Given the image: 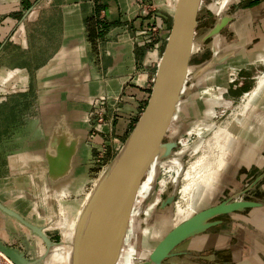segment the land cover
Segmentation results:
<instances>
[{"label":"crops","instance_id":"obj_1","mask_svg":"<svg viewBox=\"0 0 264 264\" xmlns=\"http://www.w3.org/2000/svg\"><path fill=\"white\" fill-rule=\"evenodd\" d=\"M233 2V12L227 11ZM174 3L0 0V193L12 183L8 180L17 182L9 188L14 194L20 193L22 179L32 186L41 180L51 189L64 188L86 174L102 144L116 141L120 148L127 123L149 96L156 69L150 61L160 57ZM202 3L198 0L195 7L200 24L194 34L199 30L202 35L222 15L230 19L217 34L203 41L199 37V46L210 54L189 62L184 94L174 109L183 110L180 117L186 122L195 116L192 98L207 90L208 78L211 86L229 89L230 84L219 81L221 71L251 64L257 59L255 45L264 41V0L242 6L240 0H212L201 13ZM152 27L155 39L149 40L145 35ZM211 59L216 62L207 67ZM63 154L68 155L69 181L49 186L48 156ZM256 183L263 192L264 175ZM12 227L11 232L17 230ZM2 230L0 239L8 242Z\"/></svg>","mask_w":264,"mask_h":264},{"label":"rangeland","instance_id":"obj_2","mask_svg":"<svg viewBox=\"0 0 264 264\" xmlns=\"http://www.w3.org/2000/svg\"><path fill=\"white\" fill-rule=\"evenodd\" d=\"M211 1L203 0L201 13L206 11V7ZM234 2L228 5L227 11L233 12ZM245 4L244 2L241 6ZM217 5L218 3L215 6ZM196 32L195 34L192 32L190 40L194 41L197 46L186 61V69L189 62L198 61L210 54V50L199 46L201 34H198L199 30ZM151 39H155L154 35H151ZM255 47L254 52L257 54V59L251 64L244 63L242 68L232 67L234 72L232 77L228 72L229 70L226 73H224V70L221 71V75L224 77L220 78L219 81L222 84H230L229 89H217L216 86H211V79L208 78L204 83V85H208L204 87L207 90L201 93L198 91L196 93L198 97L192 98L191 110L195 113L193 120L191 119L183 124L179 122L171 127L172 129L179 127L176 135L177 146L170 156L149 167L141 175L140 183L146 186L148 194L140 205L141 213L138 227L132 244L127 249L129 259L127 264L136 263L174 225L171 220V213L173 212L174 202L179 198L178 189L184 181L182 176L186 166L203 154L207 144L206 138L209 137L212 129L225 121L237 103L241 102L243 92L254 85L257 76L264 70V41L258 42ZM185 73H187L186 70ZM242 75H245L243 80L240 79ZM229 77L233 80L230 81ZM240 80H242L241 83H239ZM141 111L139 110L137 115H133V118L127 123L123 138L132 129ZM182 111L181 109L180 111L175 110L174 113L177 114L175 116L180 117ZM257 122L259 123L255 125L253 131L247 136L244 135L238 141L233 152L221 166L217 179L210 181L212 189L210 192H206L199 202L197 201L196 210L222 199L234 198L235 196L241 197L238 192L243 189H247L242 194L243 199L259 201L261 206L227 214L224 219L222 218L223 223L179 245L178 250L188 249L189 251L187 254L171 258V261L264 264V191L260 192L253 186L254 184L249 187L254 177L264 167V115ZM111 137L113 140V134ZM167 138V134L162 135L160 140H166ZM184 140L185 144L183 143ZM123 141L121 142L123 143ZM111 144L109 146L102 144L99 150H96V158L90 163L86 174H84L85 176H77L76 181L65 184L64 188L51 189L44 186L41 180H38L37 186H32L28 179H22L19 181L18 187L20 193L14 194L9 188L12 184L16 185L17 182L8 180L12 183L4 188V193H0L2 202L18 211L32 223L43 227L44 232L55 245H59L62 241L60 247L52 256L51 264H68L71 232L68 234L66 231L69 230L71 222L76 220L98 172L118 151L116 141ZM168 167H171L169 172L166 170ZM28 186L31 188H28ZM157 195L160 197L159 201L154 205L151 216L146 218L145 209L156 201ZM165 198L170 200L166 201ZM147 221L151 222L154 228L157 229L156 233L149 237H145L141 233V229ZM12 224L18 230L17 237L10 234V230L13 228ZM0 226L3 228V238L7 236L9 238L7 243L14 241L16 244L23 245L22 239H25L31 256L44 250L45 245L41 239L32 235L24 226L19 225L12 217L1 211ZM219 233L224 236H219ZM0 236H2L1 232ZM233 256H235V259L232 261Z\"/></svg>","mask_w":264,"mask_h":264},{"label":"water","instance_id":"obj_3","mask_svg":"<svg viewBox=\"0 0 264 264\" xmlns=\"http://www.w3.org/2000/svg\"><path fill=\"white\" fill-rule=\"evenodd\" d=\"M197 2L198 0H175L170 28L146 103L118 151L102 168L75 220L70 264H119L121 250L128 238L131 209L137 200L131 222L135 225L140 219V205L148 194L145 192L138 197L141 188L140 177L146 169L170 156L178 144L176 135L179 127L173 129L171 127L187 121L185 117L175 116L177 114L174 113V109L184 94L182 85L187 77L186 61L190 53L183 56V52L193 34ZM229 19V15H222L202 33L200 40L217 34ZM213 62L216 61L211 59L206 66ZM166 134L168 138L160 140V137ZM67 158V154L48 156L45 179L47 185L55 187L69 181L66 176L70 169ZM263 175L264 170L253 179L249 187ZM246 190L243 189L238 194L241 195ZM259 206H261L259 201L235 196L198 209L174 224L138 264H216L171 261V258L187 253L185 250L177 249L185 240L223 222L222 219H215L216 217ZM0 211L24 226L45 245L42 252L31 256L25 239H22L23 245L7 243L0 239V251L14 264H44L55 245L44 232V228L32 223L1 200ZM17 233L18 230L10 231L15 237L18 236Z\"/></svg>","mask_w":264,"mask_h":264},{"label":"bare ground","instance_id":"obj_4","mask_svg":"<svg viewBox=\"0 0 264 264\" xmlns=\"http://www.w3.org/2000/svg\"><path fill=\"white\" fill-rule=\"evenodd\" d=\"M196 46L197 44L194 41L187 42L184 47L183 56H186L188 53L191 54L193 49L196 48ZM228 72L232 77L234 73L232 71V67L229 68ZM231 77H229V79H231ZM263 113H264V70L261 71L260 74L257 76L254 85L249 90L243 92L241 102L237 103V105L234 107V109H232V111L230 112L229 116L225 119V121L218 124L214 129H212L209 137L206 138L207 144L203 154L201 155L198 154L199 156L198 157L196 156L197 158L186 166L182 176L184 181H182L183 183L178 189L179 198L178 199L176 198L177 200L174 202L173 212L171 213V220L173 224H176L177 222L188 217L189 215H191L193 212L196 211L197 201L199 202L204 197L205 193L210 192V190L212 189V184L210 181H214L215 179H217L218 172L219 170H221V166H223V164L225 163L224 161L233 152L241 137H243L244 135L247 136L253 131L255 125L259 123L257 121L262 119L264 115ZM184 142L185 140L183 141V143ZM166 170L168 172L171 171V167L166 168ZM140 187L141 188L138 191V197H140L142 193L147 192L146 186L141 184ZM159 198H160L159 195H157L156 201L145 209L146 218L151 216L154 205L159 201ZM136 201L134 202V206L132 207L133 209H131L130 218L128 219V224H129V230L127 229L128 238L126 239L124 247L121 250V254L119 257L120 258L119 264H127V262L129 261L127 249L132 244L134 234L138 227V223H136L135 225H132L131 223L135 212L134 207H136L137 204ZM80 211L81 210H79V212ZM74 226H75V221L70 231L71 237L69 239V249H68L69 252H68V261H67L68 264H70V260H71V253H72L71 240H72ZM156 231L157 229H155L154 226L149 221H147L145 226L141 229V233L145 237H149L150 235L155 234ZM61 243L59 245L53 246L52 252L50 253L49 257L46 259L44 264H51L52 256L56 252V250H58ZM148 252L143 257H140L138 261L134 264H138L144 257H146ZM0 254L8 258L1 251Z\"/></svg>","mask_w":264,"mask_h":264},{"label":"built area","instance_id":"obj_5","mask_svg":"<svg viewBox=\"0 0 264 264\" xmlns=\"http://www.w3.org/2000/svg\"><path fill=\"white\" fill-rule=\"evenodd\" d=\"M155 33H156V30H155V28L154 27H152V29H151V33L150 34H146L145 36H146V38H150L149 40H152L151 39V35H154L155 36ZM158 60H159V57H154V58H152L151 59V61L150 62H153V63H155V65H157V63H158ZM235 77V76H234ZM233 79H230V81H232ZM148 98V97H147ZM0 264H14L10 259H8V258H6V257H4V256H2L1 254H0Z\"/></svg>","mask_w":264,"mask_h":264},{"label":"flooded vegetation","instance_id":"obj_6","mask_svg":"<svg viewBox=\"0 0 264 264\" xmlns=\"http://www.w3.org/2000/svg\"><path fill=\"white\" fill-rule=\"evenodd\" d=\"M246 4H248V2H251V1H254V0H243ZM243 1H240V5L241 4H243L244 2ZM198 24H200V21L199 20H197V19H195L194 18V28L195 27H197L198 26ZM167 37V36H166ZM166 39V38H165ZM164 42H165V40H164ZM164 42H163V44H164ZM157 66V65H156ZM154 78V77H153ZM152 83H153V81H152ZM151 87H152V85H151ZM151 89V88H150ZM150 93V92H149ZM258 182H259V180H258ZM256 185H257V183H256ZM256 187V186H255ZM241 197L240 198H244V197H242V194L240 195ZM227 214H225V215H221V216H218V217H216L215 219H224V217L226 216ZM223 223V222H222ZM221 224V223H220ZM219 224H216V225H214V226H218ZM214 226H212V227H214ZM212 227H210L209 229H211ZM198 262H202V261H198ZM205 263H209V262H205Z\"/></svg>","mask_w":264,"mask_h":264}]
</instances>
